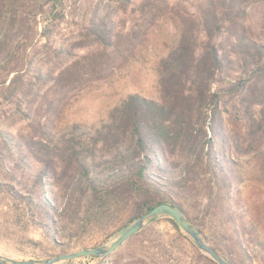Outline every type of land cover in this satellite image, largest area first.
<instances>
[{
	"label": "trees",
	"instance_id": "trees-1",
	"mask_svg": "<svg viewBox=\"0 0 264 264\" xmlns=\"http://www.w3.org/2000/svg\"><path fill=\"white\" fill-rule=\"evenodd\" d=\"M63 7L64 0H0V98L26 119L131 61L160 21L179 37L158 62V100L129 94L98 125L73 124L56 135L44 126L0 131V233L38 247L17 249V259L61 255L64 240L103 226L124 202L133 216L118 237L168 204L200 237L209 230L227 264L246 257L248 242L263 247L241 196L239 159L264 164V0H98L81 25L83 38L57 46ZM161 217L191 245L188 264H217ZM151 230L142 228L109 255L83 259L117 264L111 259L138 239L169 253L165 241L150 240Z\"/></svg>",
	"mask_w": 264,
	"mask_h": 264
},
{
	"label": "rangeland",
	"instance_id": "rangeland-1",
	"mask_svg": "<svg viewBox=\"0 0 264 264\" xmlns=\"http://www.w3.org/2000/svg\"><path fill=\"white\" fill-rule=\"evenodd\" d=\"M97 1L64 0V20L55 34L57 46L77 42L83 38L81 36V25L88 19ZM178 37L179 32L169 22L160 21L156 26L148 29L146 36L143 38V44L136 50V54L131 61L114 68L105 78L90 82L75 92L68 94L54 109L47 110L42 108L39 113L41 116L38 119H26L23 113H19L16 110V106L0 98V131L12 134H25L28 133L30 126L33 129L34 127L41 128L44 126L56 135L73 124L98 125L101 121L106 120L110 110L129 94H139L148 99L158 100V62L176 45ZM53 57L51 54L50 58ZM52 66L53 60L46 65L48 68ZM4 79V76L0 77V88ZM9 79L10 77L6 80V83H8ZM24 107L22 106L21 109H24ZM32 109V113H35V107H32ZM239 162L241 164L240 177L242 178L240 185L241 196L250 209L252 220L257 224L263 247L255 246L248 242L246 245L248 251L246 257L238 260V263L264 264V164L261 161L258 163L254 162V159L250 156L240 158ZM2 205L3 203L0 200L1 222L6 216L5 210L1 209ZM112 210H114L113 213H111L103 226L85 230L77 240L69 242L64 240L67 246L61 254L87 248L100 246L107 248L110 246L120 234H115L116 231L127 225L131 216H133L129 202L119 203ZM154 221L151 223L144 221L143 228L152 226L150 240L159 239L160 241H165L167 243L166 249H169V253L164 250H162V254L157 252L158 250L152 247L154 244L146 243L141 245L140 241H138L140 239H138L111 260L117 261V264H127V257L133 254L143 257L150 264H188L193 254L191 245L180 240L166 218L161 217L158 222ZM190 225L197 231L200 229L195 224L191 223ZM201 231H203L202 241L212 247V243L208 240V238L210 239L209 230L203 228ZM176 239L180 242L176 243ZM190 240L192 241V239ZM170 246L171 248H169ZM17 249H24L28 253L38 251V247L18 245L7 241L0 233V256L19 260L17 259L19 258ZM47 249L49 251L50 247L47 246ZM54 255L55 253H52L48 258L40 260L42 262L46 259H51L55 257ZM259 256L261 257L260 260ZM56 264H93V262L81 257L63 260Z\"/></svg>",
	"mask_w": 264,
	"mask_h": 264
},
{
	"label": "water",
	"instance_id": "water-1",
	"mask_svg": "<svg viewBox=\"0 0 264 264\" xmlns=\"http://www.w3.org/2000/svg\"><path fill=\"white\" fill-rule=\"evenodd\" d=\"M167 215L186 233L193 243L202 253L206 254L217 264H227L226 261L209 245L204 243L198 231L187 223L180 213L168 204H159L153 207L146 215L137 220V222L128 228L120 237H118L110 246L87 248L72 253L56 255L51 259H46L42 262L32 260H13L0 256V264H56L63 260L77 259L81 257L96 256L102 257L109 255L121 247L130 237L138 233L144 226V221L149 218L148 223L153 222L158 216Z\"/></svg>",
	"mask_w": 264,
	"mask_h": 264
}]
</instances>
